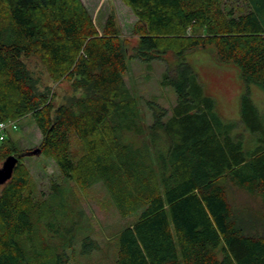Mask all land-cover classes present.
<instances>
[{
	"label": "trees",
	"instance_id": "trees-1",
	"mask_svg": "<svg viewBox=\"0 0 264 264\" xmlns=\"http://www.w3.org/2000/svg\"><path fill=\"white\" fill-rule=\"evenodd\" d=\"M124 1L138 19L131 57L173 55L160 80L176 94L170 109L145 100L146 119L124 81L126 55L111 16L98 30L81 0H0V121L30 115L41 152L64 178L82 189L101 184L121 216L136 215L117 235L115 264H264V229H233L227 197L231 185L264 204V111L248 88L264 87V0ZM201 46L238 68L247 89L238 120L219 115L185 60ZM32 54L82 94L54 107L30 81L24 59ZM15 151L8 134L0 160ZM17 157L0 188V264H68L81 211L61 221V199L26 193L28 171ZM79 243L86 253L98 246L88 234Z\"/></svg>",
	"mask_w": 264,
	"mask_h": 264
},
{
	"label": "rangeland",
	"instance_id": "rangeland-1",
	"mask_svg": "<svg viewBox=\"0 0 264 264\" xmlns=\"http://www.w3.org/2000/svg\"><path fill=\"white\" fill-rule=\"evenodd\" d=\"M81 1L98 30L108 16L113 18L126 55L127 70L123 78L136 97H139L146 119L149 120V112L145 107V100L170 109L175 104L176 94L172 87L160 85V80L167 66L173 63V55L168 53L163 59L151 62L131 57L132 49L138 41L134 33L138 19L130 6L124 0ZM243 1L228 2L242 5ZM184 58L198 75L207 93L214 98L219 115L225 120H238L240 96L247 90L238 68L230 62L218 61L213 46H201L188 51ZM24 63L37 92L51 97L54 107L69 103L72 98L82 94L69 78H52L36 54L24 59ZM248 88L253 102L264 111V87L251 83ZM13 121L17 123V129L9 132V135L16 151L10 155L17 157L22 154L21 163L28 171L26 193L39 200L51 199L54 203L61 199L64 204L63 208L59 206L58 209L61 221H72L81 211L75 244L68 250L70 257L68 264H115L117 235L122 228L134 222L136 215L121 216L101 184L82 189L73 181L64 178L52 157L46 152L27 155V151L40 147L41 133L30 115ZM236 130L241 131V128L237 127ZM243 139L247 147L254 145L253 137L249 133L244 132ZM70 140L71 151L78 156L81 152V143L73 133ZM4 159L0 160V167ZM227 197L231 205L232 228L238 230L241 228L247 233L255 231L262 233L264 204L260 199L231 185H227ZM86 234L98 245L87 253L80 252L79 243L81 237Z\"/></svg>",
	"mask_w": 264,
	"mask_h": 264
},
{
	"label": "water",
	"instance_id": "water-1",
	"mask_svg": "<svg viewBox=\"0 0 264 264\" xmlns=\"http://www.w3.org/2000/svg\"><path fill=\"white\" fill-rule=\"evenodd\" d=\"M40 148H35L26 152L27 155H38ZM18 161V157L14 155L7 156L0 167V186L5 184L12 176L13 169Z\"/></svg>",
	"mask_w": 264,
	"mask_h": 264
},
{
	"label": "built area",
	"instance_id": "built-area-1",
	"mask_svg": "<svg viewBox=\"0 0 264 264\" xmlns=\"http://www.w3.org/2000/svg\"><path fill=\"white\" fill-rule=\"evenodd\" d=\"M17 129V123L13 120L0 121V141L4 140L9 132Z\"/></svg>",
	"mask_w": 264,
	"mask_h": 264
}]
</instances>
